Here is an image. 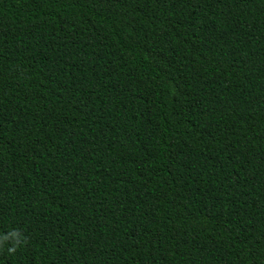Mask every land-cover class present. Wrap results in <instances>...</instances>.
Instances as JSON below:
<instances>
[{"label": "trees", "instance_id": "1", "mask_svg": "<svg viewBox=\"0 0 264 264\" xmlns=\"http://www.w3.org/2000/svg\"><path fill=\"white\" fill-rule=\"evenodd\" d=\"M0 264H264V0H0Z\"/></svg>", "mask_w": 264, "mask_h": 264}]
</instances>
